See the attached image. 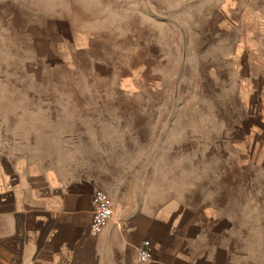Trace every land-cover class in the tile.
<instances>
[{"label":"rangeland","instance_id":"374dc122","mask_svg":"<svg viewBox=\"0 0 264 264\" xmlns=\"http://www.w3.org/2000/svg\"><path fill=\"white\" fill-rule=\"evenodd\" d=\"M228 3L0 0V181L84 170L113 203L206 219L215 264H264V116L240 69L264 64V25Z\"/></svg>","mask_w":264,"mask_h":264},{"label":"crops","instance_id":"0c3cea01","mask_svg":"<svg viewBox=\"0 0 264 264\" xmlns=\"http://www.w3.org/2000/svg\"><path fill=\"white\" fill-rule=\"evenodd\" d=\"M226 1L241 25H264V0ZM249 55L240 67L246 107L263 117L264 64ZM96 188L84 170L71 176L54 167H2L0 264H215L210 226L187 209L133 205L114 196L112 217L92 232ZM142 247L147 260L138 258Z\"/></svg>","mask_w":264,"mask_h":264},{"label":"built area","instance_id":"2783aa9c","mask_svg":"<svg viewBox=\"0 0 264 264\" xmlns=\"http://www.w3.org/2000/svg\"><path fill=\"white\" fill-rule=\"evenodd\" d=\"M91 219L90 230L98 232L109 221L113 215L114 203L109 193L102 189H94L91 197ZM150 257L149 251L146 247L140 248L138 251V258L140 260H147Z\"/></svg>","mask_w":264,"mask_h":264}]
</instances>
